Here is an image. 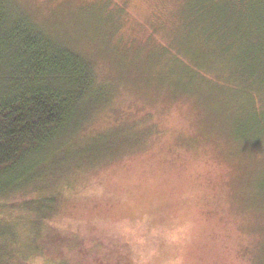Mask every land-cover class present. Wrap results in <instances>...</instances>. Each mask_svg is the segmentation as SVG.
I'll use <instances>...</instances> for the list:
<instances>
[{
  "label": "rangeland",
  "instance_id": "374dc122",
  "mask_svg": "<svg viewBox=\"0 0 264 264\" xmlns=\"http://www.w3.org/2000/svg\"><path fill=\"white\" fill-rule=\"evenodd\" d=\"M6 1L92 58L109 87L47 155L54 176L37 186L23 165L1 184L28 179L0 195L20 264H264V45L254 83L220 66L195 78L192 58L161 50L186 33L190 0Z\"/></svg>",
  "mask_w": 264,
  "mask_h": 264
},
{
  "label": "trees",
  "instance_id": "16d2710c",
  "mask_svg": "<svg viewBox=\"0 0 264 264\" xmlns=\"http://www.w3.org/2000/svg\"><path fill=\"white\" fill-rule=\"evenodd\" d=\"M183 21L186 33L174 40L175 47L163 45L164 53L175 49L192 58L183 62L195 78L222 67L227 80L231 75L235 81L246 75L255 82L250 57L264 45V0H190L183 9ZM44 29L39 21L0 0V186L23 165L29 166V182L34 180L37 186L54 176V165L49 172L41 170L50 162L47 155L60 150L63 139L79 130L90 106L105 100L109 89L97 80L92 58ZM217 75L209 80L221 84ZM228 86L238 89L237 84ZM262 138L258 136L257 141ZM262 178L264 174L260 176L263 186ZM27 181L1 189L0 195ZM45 199L37 208L42 214L54 207V198ZM38 221L35 217L32 225ZM11 224L0 222V264L27 259L18 252L17 231ZM24 229L33 238L29 224Z\"/></svg>",
  "mask_w": 264,
  "mask_h": 264
}]
</instances>
